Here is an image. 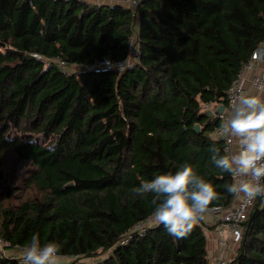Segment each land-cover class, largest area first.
<instances>
[{
  "label": "trees",
  "instance_id": "16d2710c",
  "mask_svg": "<svg viewBox=\"0 0 264 264\" xmlns=\"http://www.w3.org/2000/svg\"><path fill=\"white\" fill-rule=\"evenodd\" d=\"M263 42L264 0H141L134 13L88 0H0V239L24 250L38 233L71 258L59 264H208L202 222L186 238L155 223L118 239L153 216V194L134 189L183 164L219 193L209 207L232 202L231 175L211 161L212 146L224 153L221 123L203 105L225 104ZM133 49L120 72L88 67ZM0 264L23 262L0 253ZM227 264H264V197Z\"/></svg>",
  "mask_w": 264,
  "mask_h": 264
},
{
  "label": "clouds",
  "instance_id": "9594fccd",
  "mask_svg": "<svg viewBox=\"0 0 264 264\" xmlns=\"http://www.w3.org/2000/svg\"><path fill=\"white\" fill-rule=\"evenodd\" d=\"M260 56L253 53V58ZM220 135L228 143L235 141L238 149L224 153L215 146L210 148L211 161L222 172L231 175L233 182L226 184L227 193L247 203L264 197V98L256 94H239L232 102L227 118L221 117ZM138 196L153 194L154 221L163 225L168 234L186 238L194 225L203 219L209 205L219 199L212 183L197 175L190 164L178 170L160 174L151 181L144 180L134 189ZM60 245L49 242L42 246L39 234H33L23 251V264H59Z\"/></svg>",
  "mask_w": 264,
  "mask_h": 264
},
{
  "label": "built area",
  "instance_id": "2783aa9c",
  "mask_svg": "<svg viewBox=\"0 0 264 264\" xmlns=\"http://www.w3.org/2000/svg\"><path fill=\"white\" fill-rule=\"evenodd\" d=\"M91 2L106 3L112 4L116 3L122 6L129 8L133 13L136 10L137 5L141 0H88ZM133 41L135 38L133 37ZM259 52L260 56L256 59L253 58V53ZM138 52L136 50L130 51L128 57L125 60H101L95 61L92 65L88 66L94 69H113L116 71H122L126 67L132 65L137 59ZM261 61L262 66L258 70H254L248 80V88L256 89L262 93V98H264V46H258L252 53L249 60L245 63L244 69H252L253 61ZM57 61L63 65L62 60ZM65 66V65H63ZM80 68L77 66V69ZM75 69V70H77ZM74 70V71H75ZM241 73V72H240ZM238 74L237 78L231 83V85L226 90V102L225 104L220 102H210L203 105L204 111L210 109L214 113V118L218 119L220 123H223V118L227 116L232 111V102L239 94H247V87L242 84L241 74ZM220 105H223V109L220 112H216ZM221 126V125H220ZM221 127L218 128L217 135L223 139L224 149L227 147L230 151L233 150V142L228 143L227 138L220 135ZM264 182V181H262ZM256 200V199H255ZM255 200L251 203H247L242 198L234 197L231 203L226 206H210L208 207L205 214H210L213 218V225L215 232L219 234V242L227 243L231 241L232 243L239 244L244 231L246 230V222L249 218L250 212L254 206ZM153 216L149 217L146 221H140L136 223L132 228L123 233L118 239V245H125L130 240L136 237L145 236L147 229L150 225L155 224L151 221ZM224 232H228V235H223ZM235 235V237H233ZM5 246H8L9 243L0 239ZM225 243V244H226ZM227 245V244H226ZM235 252L233 253L234 256ZM20 259V258H19ZM23 262L22 259H20ZM210 264H227L226 258L219 256L214 258Z\"/></svg>",
  "mask_w": 264,
  "mask_h": 264
},
{
  "label": "crops",
  "instance_id": "0c3cea01",
  "mask_svg": "<svg viewBox=\"0 0 264 264\" xmlns=\"http://www.w3.org/2000/svg\"><path fill=\"white\" fill-rule=\"evenodd\" d=\"M261 46H264V42L261 44ZM262 66L261 61L254 60L252 69H242L241 70V82L244 86L247 87V94H256L260 95L262 97V93L256 89L248 88V80L250 75L254 70L260 69ZM216 136L217 132H216ZM238 144L233 141V150L238 149ZM199 222H202L204 225V233L206 236V249H207V258H208V264L210 262L219 256H223L226 258V261L229 262L232 257L233 253L236 252L238 245L237 243H232L231 241L227 240V245L225 243L219 242V234L215 232L214 226H213V218L210 214H204L203 219L199 220ZM223 235H228V232H224Z\"/></svg>",
  "mask_w": 264,
  "mask_h": 264
},
{
  "label": "rangeland",
  "instance_id": "374dc122",
  "mask_svg": "<svg viewBox=\"0 0 264 264\" xmlns=\"http://www.w3.org/2000/svg\"><path fill=\"white\" fill-rule=\"evenodd\" d=\"M65 69L73 71V70L77 69V66H72V65L71 66H67L66 65ZM10 131H11L10 132L11 136H14L15 134L18 133L17 130L14 127L11 128ZM44 141L47 142L46 140H44ZM20 173H21V170L16 172V174H15L16 177H19ZM15 175H14V177H15ZM33 194H34V191L30 193V195H33ZM152 220L153 221H151V222L154 223L155 222L154 219H152ZM233 237H235V235ZM23 251L24 250L22 248H19V247H7L2 242H0V253L5 255V256H11V257H16V258L22 259ZM108 253H109L108 251H103L102 253L99 254L98 257H94V258H80V260L81 261L83 260V261H85L87 263H94V262L98 261L99 259L107 256ZM70 260H71V258H68V257H60L59 262L64 263V262H68Z\"/></svg>",
  "mask_w": 264,
  "mask_h": 264
},
{
  "label": "water",
  "instance_id": "95a60500",
  "mask_svg": "<svg viewBox=\"0 0 264 264\" xmlns=\"http://www.w3.org/2000/svg\"><path fill=\"white\" fill-rule=\"evenodd\" d=\"M222 109H223V105H220L219 108L216 110V112L218 113V112H220ZM204 113H205L208 117H213V116H214V113H213L210 109H206V110L204 111ZM194 130H195L196 132L199 131V124H198V123L195 124V126H194ZM69 184H71V183H69Z\"/></svg>",
  "mask_w": 264,
  "mask_h": 264
}]
</instances>
